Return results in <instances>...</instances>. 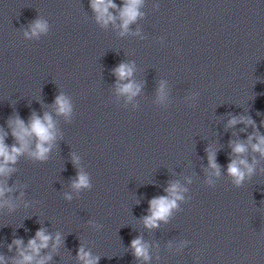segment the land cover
I'll return each mask as SVG.
<instances>
[{
  "label": "clouds",
  "instance_id": "obj_1",
  "mask_svg": "<svg viewBox=\"0 0 264 264\" xmlns=\"http://www.w3.org/2000/svg\"><path fill=\"white\" fill-rule=\"evenodd\" d=\"M144 0H121L117 5L115 0H89V6L95 16L96 22L101 27H107L109 24L118 26L120 35L124 36L129 32L130 25L134 24L143 16L140 11ZM157 9L159 5L156 6ZM118 9V16L111 10ZM119 19V25L116 21ZM50 32V24L43 17L34 19L26 30H23L25 40L39 39L41 36H47ZM134 73V64L121 62L114 70L113 74L117 78L115 85L116 92L120 96H125L130 101L136 97L141 86L136 84L131 78ZM166 97L164 85L161 83L158 90V98L161 102ZM55 114L62 116L65 120H70L73 115V103L71 97L61 92L55 97L52 105ZM238 123L252 125L254 133L249 135L247 141H230L231 154L227 164V175L231 177L234 187L240 188L246 180H251L256 172L258 161L255 157L249 162L245 154L251 149L253 153H258L264 158V135H261L256 127V123L251 117H232L229 119L227 127H234ZM8 128L14 143L9 145L5 138L9 133L0 128V208L7 206L10 210H15L16 204L10 199H6V194L14 191L7 185V178L16 171V165L20 157L27 155L34 162L45 163L49 160L50 153L55 146L58 136L56 121L53 115L45 112L43 116L33 112L26 123L18 115L9 118ZM264 125V121H262ZM255 141V142H254ZM208 153V166L212 170L210 175L220 176V165L216 162V153L211 148L206 149ZM234 157V158H233ZM72 161L77 166L76 178L71 181L73 191L80 193L84 190H91L93 185L91 177L80 167V157L72 154ZM209 184L213 182L208 181ZM183 189L178 182H171L165 189L167 195H161L152 198L148 204V214L142 217L144 226L148 229L158 228L160 222H167L173 211L179 208L178 202L184 200ZM23 196V192L20 194ZM65 199L71 200L72 196L65 194ZM52 242V249L55 251L62 243L63 239L60 233L53 237L45 228H40L35 232L34 237L28 240L27 245L22 239H13L8 245L9 251L13 247L17 250V256L12 258V264H48L51 261V254L41 256V251L49 247ZM133 250V256L137 260L148 262L151 260L150 245L144 241L143 237L137 236L131 240L130 244ZM39 257V258H38ZM77 259L81 264H99V256H95L91 251H86L81 246L77 251ZM4 256L0 255V264H4Z\"/></svg>",
  "mask_w": 264,
  "mask_h": 264
}]
</instances>
